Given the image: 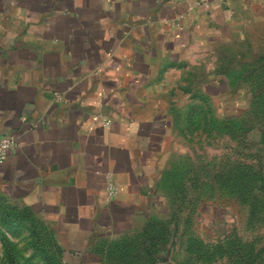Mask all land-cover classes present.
Masks as SVG:
<instances>
[{
  "label": "crops",
  "instance_id": "1",
  "mask_svg": "<svg viewBox=\"0 0 264 264\" xmlns=\"http://www.w3.org/2000/svg\"><path fill=\"white\" fill-rule=\"evenodd\" d=\"M262 36L264 0H0V197L61 264L164 263L173 112L229 92L230 47L250 64Z\"/></svg>",
  "mask_w": 264,
  "mask_h": 264
},
{
  "label": "rangeland",
  "instance_id": "2",
  "mask_svg": "<svg viewBox=\"0 0 264 264\" xmlns=\"http://www.w3.org/2000/svg\"><path fill=\"white\" fill-rule=\"evenodd\" d=\"M254 41L257 53L240 54L250 65L229 49V92L173 112L162 264H264V36ZM56 248L39 217L0 197V264H58Z\"/></svg>",
  "mask_w": 264,
  "mask_h": 264
},
{
  "label": "built area",
  "instance_id": "3",
  "mask_svg": "<svg viewBox=\"0 0 264 264\" xmlns=\"http://www.w3.org/2000/svg\"><path fill=\"white\" fill-rule=\"evenodd\" d=\"M207 4V3H206ZM208 5V4H207ZM16 144V139L12 135L0 134V162H4L7 159L8 152ZM118 187L116 184L110 183L108 191L110 196H114L117 193Z\"/></svg>",
  "mask_w": 264,
  "mask_h": 264
},
{
  "label": "trees",
  "instance_id": "4",
  "mask_svg": "<svg viewBox=\"0 0 264 264\" xmlns=\"http://www.w3.org/2000/svg\"><path fill=\"white\" fill-rule=\"evenodd\" d=\"M247 65V64H246ZM250 65V64H249ZM25 209V211L26 212H28V213H30V214H33L28 208H24ZM159 238H160V236H159ZM160 239H162V238H160ZM56 246H57V255H56V259L58 260V264H61L60 263V250H59V247H58V245L56 244Z\"/></svg>",
  "mask_w": 264,
  "mask_h": 264
}]
</instances>
